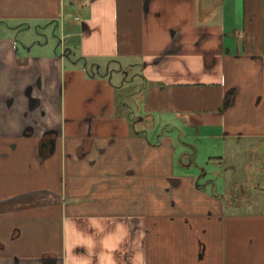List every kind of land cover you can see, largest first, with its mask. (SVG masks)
Instances as JSON below:
<instances>
[{
    "label": "crops",
    "instance_id": "crops-1",
    "mask_svg": "<svg viewBox=\"0 0 264 264\" xmlns=\"http://www.w3.org/2000/svg\"><path fill=\"white\" fill-rule=\"evenodd\" d=\"M121 60L183 146L264 138V0H0V264H264V211L200 198L170 134L116 116Z\"/></svg>",
    "mask_w": 264,
    "mask_h": 264
},
{
    "label": "rangeland",
    "instance_id": "rangeland-1",
    "mask_svg": "<svg viewBox=\"0 0 264 264\" xmlns=\"http://www.w3.org/2000/svg\"><path fill=\"white\" fill-rule=\"evenodd\" d=\"M31 25L35 27L34 23H31ZM25 31L27 30H24V32ZM41 32L44 34L35 33L32 35L33 37L29 45L35 50L43 51L47 49V47H51V45L44 44L45 46L38 47V42H36L38 45L36 46L33 41H44L45 31L42 29ZM14 35L20 41H23L21 32H15ZM47 36L50 39L53 38L49 33H47ZM129 63L132 62L122 60L119 63L111 62V71L109 73L106 72V61H90L86 66L89 73H92L91 67L94 70L97 69L99 73L106 72L107 77H105L108 78L107 81H109L113 89H115L116 85L120 87L119 85L122 80L125 79L126 81H130L132 79V73L135 67L130 68ZM98 65H100L99 68H96ZM120 67L124 68L127 73L120 72L118 70ZM137 83H139L138 78L132 82L124 83V86L120 88L127 89L129 85H131L132 91L135 92L134 97L137 99L141 94L140 90H138L139 87ZM142 114L143 111L138 106L137 108H132L131 113L127 112V115L125 114L122 116L128 119L135 118L137 120V123H135L136 129L147 131L149 139L153 143H156L159 138L158 136L165 131L162 129L163 127H161L159 122L156 124L152 121L151 117L146 116L144 118ZM139 117H143V120L138 121ZM155 117H157L156 120L159 121L162 118H159V113ZM156 120L155 122H157ZM175 128L177 129V127ZM175 128H167L170 131L168 130L169 132H165L174 138L176 142L175 149L180 159V163L177 165L174 172L175 175H185L188 172L191 173L195 178V182L198 183L193 184L196 188H199L198 196L200 198H205L204 196L206 195L218 198L224 197L226 198L225 204L228 210L237 212L264 211V138L256 143L257 140L255 139H243L237 142L231 137H227L225 140H219L215 137L206 136L205 134L195 135L194 137L183 135L187 143V146H183L177 139L178 131ZM184 151L186 152L183 153ZM193 153L195 154L194 158L191 156ZM211 157H221L223 162L220 163L216 160H210ZM186 164L190 165L187 169L183 167L184 165L186 166ZM211 169H215V171L219 173V180H217L216 176L211 175V178L214 176V180H217V184H205V177H200L203 170L209 172ZM183 186L188 187L189 184H184ZM233 196L237 198L236 201L241 199L242 204L238 206L230 205L229 201L235 200Z\"/></svg>",
    "mask_w": 264,
    "mask_h": 264
},
{
    "label": "trees",
    "instance_id": "trees-1",
    "mask_svg": "<svg viewBox=\"0 0 264 264\" xmlns=\"http://www.w3.org/2000/svg\"><path fill=\"white\" fill-rule=\"evenodd\" d=\"M120 87H116L115 89V113L118 115H127V112H132V108H137L138 102L140 101L135 99V92L132 91L130 85L127 89H121ZM129 121L133 124L137 122L135 118H129Z\"/></svg>",
    "mask_w": 264,
    "mask_h": 264
},
{
    "label": "water",
    "instance_id": "water-1",
    "mask_svg": "<svg viewBox=\"0 0 264 264\" xmlns=\"http://www.w3.org/2000/svg\"><path fill=\"white\" fill-rule=\"evenodd\" d=\"M142 119H143V117H139V118H138V120H142Z\"/></svg>",
    "mask_w": 264,
    "mask_h": 264
}]
</instances>
